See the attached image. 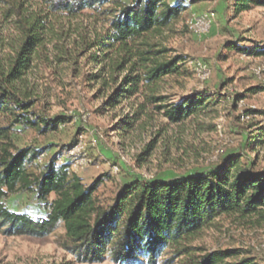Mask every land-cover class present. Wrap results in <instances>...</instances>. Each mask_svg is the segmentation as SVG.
Masks as SVG:
<instances>
[{
	"label": "trees",
	"instance_id": "obj_1",
	"mask_svg": "<svg viewBox=\"0 0 264 264\" xmlns=\"http://www.w3.org/2000/svg\"><path fill=\"white\" fill-rule=\"evenodd\" d=\"M39 1L44 14L14 8L19 39L8 52L0 51V234L41 238L62 227V245L77 263L259 264L238 249L208 250L193 243L221 218L250 226L264 224V169H256L244 153L230 152L210 169L180 176H133L103 201L97 190L105 181L104 174L85 184L70 171L69 161L60 162L61 151L39 164L45 148L19 147L12 139L18 126L46 134L70 122L66 116L44 114L27 75L50 41L47 36H52L46 16H75L85 10L105 17L104 31L88 45L98 51L95 62L103 64L91 80L99 83L103 109L124 103L130 108L120 131L133 128L148 114L149 106L176 125L215 112L218 101L208 93L196 91L175 102H166L167 97L159 93L166 78L185 72L186 59L172 55L157 41L158 36L180 18L188 3L196 1ZM232 2L235 15L264 8V0ZM228 48L264 56V44L239 47L232 41ZM256 90L252 87L247 92ZM243 98L235 94L233 105ZM245 112L264 116V110ZM248 138L254 147L264 145V125ZM151 145L137 155L138 163L149 156ZM16 192L31 193L46 206L44 212L35 215L10 209L4 198Z\"/></svg>",
	"mask_w": 264,
	"mask_h": 264
},
{
	"label": "rangeland",
	"instance_id": "obj_2",
	"mask_svg": "<svg viewBox=\"0 0 264 264\" xmlns=\"http://www.w3.org/2000/svg\"><path fill=\"white\" fill-rule=\"evenodd\" d=\"M124 3L130 0H121ZM172 1V0H169ZM188 3L180 18L165 29L157 41L186 59L185 72L166 78L159 93L166 102H175L196 91L217 99L215 112L181 124H170L162 112L148 108L135 126L123 133L121 120L129 113L126 103L112 110L101 107L103 96L97 93L99 83L91 80L102 63L94 60L98 53L89 48L92 39L106 27L105 17L90 10L75 16L48 15L46 26L52 31L27 81L41 100L48 118L66 116L70 122L54 132L40 134L31 129L16 127L12 133L19 146L45 148L42 163L62 152L59 160H67L72 149L78 158L92 163L79 169L83 183L89 184L100 174L105 181L97 196L108 200L116 189L133 176L150 179L175 177L214 167L224 155L242 152L256 169H264V145L254 147L249 135L264 125V116L256 114L241 121L240 112L246 109L264 110V72L256 77L252 67L264 64V56L247 55L228 48L232 41L239 47L253 43L264 44V8L254 7L235 15L232 0H195ZM39 0H0V51L8 52L19 39L14 8L24 12L44 14ZM214 14L210 33L199 39L189 33L185 21L192 13ZM194 61H203L210 68L207 80H200L193 71ZM257 87L254 93L247 89ZM244 98L233 105V97ZM82 116H85L83 119ZM74 144L71 148L70 145ZM151 145L149 156L140 164L137 155ZM254 147V148H253ZM117 166L118 171L112 172ZM14 211L42 214L45 205L31 193L16 192L4 198ZM205 230L193 243L208 250L238 249L264 264V224L250 226L221 218ZM64 229L59 227L45 237L5 236L0 234V264H113L77 263L64 249Z\"/></svg>",
	"mask_w": 264,
	"mask_h": 264
},
{
	"label": "built area",
	"instance_id": "obj_3",
	"mask_svg": "<svg viewBox=\"0 0 264 264\" xmlns=\"http://www.w3.org/2000/svg\"><path fill=\"white\" fill-rule=\"evenodd\" d=\"M214 21V14L212 12L206 13H192L188 16L185 21L186 27L190 34L193 36L202 39L206 37L211 30L212 24ZM193 64V71L196 77L202 81L207 80L210 76V68L207 63L203 61H194ZM252 72L256 77H261L264 72V64H256L252 67ZM84 119L85 116H82ZM239 118L241 121H248L251 118V115L247 114L245 111H241ZM64 124L59 125V128H62ZM67 161L70 162V171L76 173L79 169L84 168L92 163L91 159L86 158H78L77 155L74 154L72 149L66 151L64 154ZM44 155H42L38 159V163L42 164V160ZM62 160H60L61 162ZM118 171L117 166L112 167V172L116 173Z\"/></svg>",
	"mask_w": 264,
	"mask_h": 264
}]
</instances>
